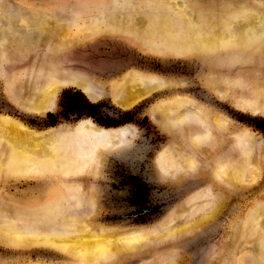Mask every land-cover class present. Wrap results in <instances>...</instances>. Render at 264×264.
Returning <instances> with one entry per match:
<instances>
[{
	"label": "rangeland",
	"instance_id": "1",
	"mask_svg": "<svg viewBox=\"0 0 264 264\" xmlns=\"http://www.w3.org/2000/svg\"><path fill=\"white\" fill-rule=\"evenodd\" d=\"M170 3L0 0V124L52 134L79 167L29 175L0 136L1 224L106 232L92 264H264V0ZM130 78L146 90L121 103ZM54 187L61 205L39 214ZM1 236L0 264H80Z\"/></svg>",
	"mask_w": 264,
	"mask_h": 264
},
{
	"label": "bare ground",
	"instance_id": "2",
	"mask_svg": "<svg viewBox=\"0 0 264 264\" xmlns=\"http://www.w3.org/2000/svg\"><path fill=\"white\" fill-rule=\"evenodd\" d=\"M163 2L172 3L173 0H163ZM238 35L240 36L239 33ZM203 41L205 45H212V46L218 43L219 45L226 44L225 42L223 43L221 41L214 40L213 37H208L204 39ZM127 81L131 83V85H128L125 87L124 89L125 96L124 98H122L121 103H126L128 100H130L131 96L135 94L138 95V92L141 93L142 90H146V88L136 89L134 85L135 79L133 78H130ZM59 83L60 81L53 79L49 84L44 86V88L41 89V91L39 90L40 91L39 93L41 95V100H39L40 102L36 104V107L42 108L47 105L51 96L55 93V90L58 87ZM133 88L135 89L134 91L131 90ZM5 124L7 123L4 122L0 124L2 126V128L0 126V136L5 141L7 140L8 142H10V144L13 146V150H12L13 154H12V157H10L9 159V163H7L8 166L10 165L18 169H25V172L29 175L30 174L35 175L36 173L48 172L49 167L54 168L53 170L54 172H52L53 175H59L60 177L63 176V174L65 175L67 172H70V173H74L76 171L78 172L79 167L74 165V162L71 160V158L65 159L63 156L57 155L56 150H55L56 147L54 144L55 138L52 134L49 133L42 137L36 138V137H32L30 133L27 134L21 131L16 126H13L11 124L9 125H5ZM26 155L28 156L25 158ZM37 156L41 158V161H39L38 164H37L38 160L33 161V163H29V160H30L29 158H36ZM1 161L4 162L5 160H1ZM19 165L24 166V168H20L22 166L18 167ZM0 168L1 169L4 168L2 164H0ZM18 173H19V170H18ZM57 189L58 188L54 187L51 190L44 192L42 197L38 201H36L37 209H38L37 211L39 214L54 213L58 209L59 205H61L62 196L60 197V194L56 193ZM16 226L14 227L16 228ZM14 227L11 223H7V222L4 224L0 223V234L2 235L0 236L3 238L5 242L22 243L24 242V240L28 239L27 241H41V242H47V243L50 242L51 244L54 241H57L59 244H62L65 250H71V249L80 250L81 251L80 264H92L95 258L99 259V257L108 255L109 247L111 246L113 242L112 240L113 238L111 237V235L107 234L106 232H103V231L96 232L94 229L89 228L87 226H83V225L79 226L77 228L76 233L75 234L73 233L74 234L73 238H69V239L61 238L60 236L64 235L63 233H60L61 231H52V232L46 231L45 233H40V232L39 233L37 232L29 233L23 230L26 233V235H24L25 234L24 232L20 231L19 229H14ZM72 227H73V223L65 225V229H64L65 232L68 233V230L71 229ZM54 236H56V238ZM136 243L137 242H135V244ZM124 248H125V245H124Z\"/></svg>",
	"mask_w": 264,
	"mask_h": 264
}]
</instances>
